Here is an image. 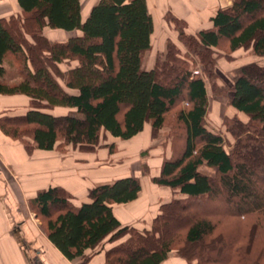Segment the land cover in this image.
<instances>
[{
	"label": "trees",
	"instance_id": "trees-1",
	"mask_svg": "<svg viewBox=\"0 0 264 264\" xmlns=\"http://www.w3.org/2000/svg\"><path fill=\"white\" fill-rule=\"evenodd\" d=\"M18 3L22 16L0 19V95L27 105L0 115V131L28 157L72 148L106 166L96 153L114 157L112 141L134 151L147 127L151 140L170 128V153L151 177L170 197L150 226L124 225L116 215L140 199L139 176L113 174L81 194L51 186L28 199L62 256L80 264L102 253L106 264H163L172 256L185 264H264V0H234L197 33L167 11L162 20L177 43L167 38L151 68L145 60L161 28L148 0H99L85 19L81 0ZM47 29L75 34L53 42ZM222 62L231 66L229 88L220 84ZM211 98L233 111L223 118L225 132L208 127Z\"/></svg>",
	"mask_w": 264,
	"mask_h": 264
},
{
	"label": "crops",
	"instance_id": "crops-1",
	"mask_svg": "<svg viewBox=\"0 0 264 264\" xmlns=\"http://www.w3.org/2000/svg\"><path fill=\"white\" fill-rule=\"evenodd\" d=\"M81 2L82 16L85 19L99 0H81ZM148 4L160 28H162L163 17L167 11L172 10L179 18L187 21L191 32L197 33L204 28H211V18L219 9L232 7L234 0H148ZM18 16H22L18 0H0V19L9 20L11 17ZM69 34L65 35L64 31L57 30L53 36L50 34L47 36L51 41L64 42L69 39ZM26 105L27 100L24 97L0 95V115L10 109H20ZM47 154L51 153L37 151L30 158L20 143L11 141L0 131V264L81 263L78 260L71 262L65 259L48 240L46 244L41 243L37 236L42 234L40 227L36 225V231L30 221L32 211L29 208L28 199L38 190L61 186L76 194L85 188L84 179L90 178L89 175L80 172H71L69 164L64 165L56 159L48 160ZM112 179L109 178L106 182H111ZM141 184L142 197L145 193L142 179ZM147 187L148 191H152L149 183ZM153 190L156 191V189ZM140 199L124 207L130 210L128 215L116 210L117 217L124 225H133V215H137L142 210L138 208V203L145 201ZM90 264H106L104 253L95 256ZM163 264H185V262L172 256Z\"/></svg>",
	"mask_w": 264,
	"mask_h": 264
},
{
	"label": "rangeland",
	"instance_id": "rangeland-1",
	"mask_svg": "<svg viewBox=\"0 0 264 264\" xmlns=\"http://www.w3.org/2000/svg\"><path fill=\"white\" fill-rule=\"evenodd\" d=\"M57 32V31H56ZM53 31H50L48 29V31L45 32V34L49 36L52 35L53 33H56ZM159 35H156L154 38V45H153V49L151 51L150 54H148L146 56V60H145V64L147 68H151L155 62V57L156 54H159L163 51L164 48V42L167 38H171L173 41H175L177 43V36L176 33H174L173 31L169 30L165 23L162 22V28L160 30ZM59 33V32H58ZM61 33V32H60ZM64 34L66 35L67 33L64 32ZM75 33H70L69 37L74 36ZM56 42V41H53ZM237 56H241L243 59H246V61L249 60H254L255 58H253V56L249 53V52H244V50H240L239 52H237L236 54ZM13 69L7 68V73H6V77H9L10 79L7 80H11L13 78H15V74L17 73V70L12 67ZM64 71L68 70L67 66H62L61 67ZM231 68L230 65L227 66H223V62L221 63V68L218 69V74L220 77V84L221 85H225L228 88L231 87L232 85V77L233 75L231 73H229V69ZM195 73H200L201 75H204L203 72V68L202 66L196 61L195 67H194ZM218 100L216 102V104L214 105L215 101ZM211 101L213 102V106L211 107L210 111H209V115H208V127L212 130H214L215 132H225V127L223 125V118L226 115H230L232 116L233 111L230 109V107L228 106V103L226 100L222 99V98H211ZM24 108H18V111H12V109H10L9 111L11 112H15V113H20L23 112ZM219 110V111H218ZM217 113H216V112ZM169 119H173V117H169ZM145 136L147 137L146 140H143V142H140V147L136 148L134 151H132L134 148L131 147V143H124L121 141H112V143H116L119 147V153L116 154L114 157H110V155L107 154V150L105 149H100L96 154L102 158L104 160V162H106V166L102 165V164H98V162H94V160L92 159V157L90 158H85V156L88 155H84L81 154L79 152H77L76 150H73L72 148H70V150L68 151L67 154H60V153H56L53 152L51 154H47L48 155V160H59L60 163H63L64 165L69 164L71 166V172L75 171V172H80L83 173L84 175H89L90 178L89 179H84V189L81 190V193L85 192L90 186L94 185V184H101L107 181V179H109L110 176V172L111 174H118V175H133V176H139L140 179H142L144 181V186H145V193H143V196L141 197L140 200H145L143 203H138V208L142 209L138 212V214H134L132 217V223L135 226H140V221L145 222V224L147 226H150L152 223V219L154 217V214H156L157 210H158V206L161 202H163V200L167 199L170 197V193L169 194H165L166 192H157L154 191V186L151 183V177L155 176L158 174L159 169H160V164H161V160L163 158V156L168 155L169 149H170V142H169V134H170V128L169 127H165L163 130H161V132L158 134L157 138L154 140H151L150 138V134H151V129L150 127H147V130L145 131ZM227 135V134H226ZM228 138H230L229 135H227ZM233 141V140H232ZM110 140L106 141L105 144L109 143ZM261 151L264 152V144L260 143V147ZM134 152V153H131ZM262 153V152H260ZM245 153L243 152V155ZM249 154V155H248ZM246 155L251 157L250 152H246ZM113 158V160H112ZM88 160V161H86ZM148 164L149 165V169L151 167V169L147 170L148 172L151 171L150 175L145 174L147 171L144 168V164ZM100 165V166H99ZM111 166H116L115 169L117 170L116 172H113L111 169H113ZM61 169V168H60ZM62 172V170H60ZM201 171L213 176L215 174V171L213 169H210L206 166H203L201 168ZM60 172L61 176H63V174ZM81 175V174H80ZM148 175V176H147ZM98 176V177H96ZM81 177V176H79ZM150 185L152 191H148V187L147 185ZM88 184V185H86ZM150 190V189H149ZM80 193V194H81ZM159 195V196H158ZM158 197V198H157ZM153 200V201H152ZM209 206V205H208ZM207 206V207H208ZM210 208H215V206L210 205ZM117 212L123 214V213H127V215L129 214L130 210L126 209L124 207L117 209ZM126 215V216H127ZM30 220L31 223L33 224V226L35 227L36 231V225H38L40 227L41 222L38 219V217L32 212V214H30ZM29 220V219H28ZM35 222L37 224H35ZM141 228L143 226H140ZM38 233V232H37ZM38 238H40V240L42 241L41 243L46 244L47 243V239L46 236L42 233L41 235H37ZM105 248L108 247L107 244H105L104 246ZM103 249V248H102ZM100 250V248H99Z\"/></svg>",
	"mask_w": 264,
	"mask_h": 264
}]
</instances>
